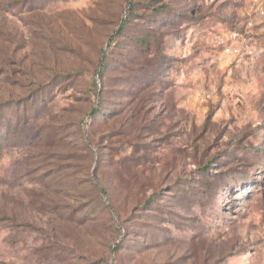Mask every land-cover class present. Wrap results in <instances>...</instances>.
<instances>
[{"label": "rangeland", "instance_id": "1", "mask_svg": "<svg viewBox=\"0 0 264 264\" xmlns=\"http://www.w3.org/2000/svg\"><path fill=\"white\" fill-rule=\"evenodd\" d=\"M0 264H264V0H0Z\"/></svg>", "mask_w": 264, "mask_h": 264}, {"label": "trees", "instance_id": "2", "mask_svg": "<svg viewBox=\"0 0 264 264\" xmlns=\"http://www.w3.org/2000/svg\"><path fill=\"white\" fill-rule=\"evenodd\" d=\"M130 10V8H129ZM130 12H128L129 14ZM128 26V20L127 19H124L122 21H120L119 23V29L120 31L117 33V35H120L121 33H123L124 30H126ZM109 43H108V46L106 47V49H110L112 47V45L114 44V38L110 37L109 38ZM141 43H144V40L141 41ZM141 43L139 45H141ZM146 43V42H145ZM103 58H101V67L99 68V70L97 71V76H98V79H101V76H102V73L105 69V66H104V63H103ZM99 115V107L97 106L93 111L92 113L90 114L89 116V119H94L95 117H97Z\"/></svg>", "mask_w": 264, "mask_h": 264}, {"label": "water", "instance_id": "3", "mask_svg": "<svg viewBox=\"0 0 264 264\" xmlns=\"http://www.w3.org/2000/svg\"><path fill=\"white\" fill-rule=\"evenodd\" d=\"M108 43H109V41L106 43V47L108 46ZM100 67H101V63H100Z\"/></svg>", "mask_w": 264, "mask_h": 264}]
</instances>
